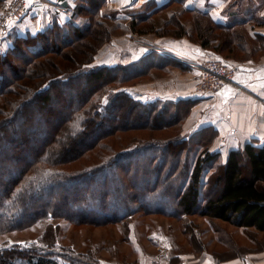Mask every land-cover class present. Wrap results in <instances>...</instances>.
Instances as JSON below:
<instances>
[{"label": "trees", "instance_id": "1", "mask_svg": "<svg viewBox=\"0 0 264 264\" xmlns=\"http://www.w3.org/2000/svg\"><path fill=\"white\" fill-rule=\"evenodd\" d=\"M83 2L77 0L67 24L56 21L39 34L18 35L8 52H0V234L38 222L44 226L40 236L27 243L1 242L0 264H102L97 254L101 245L87 244L80 249L61 244L60 225L53 222L55 218L72 223L112 222L127 244H131L136 224L131 218L139 212L164 213L179 220L199 215L264 234V143L252 140L231 149L226 161L208 173V166L220 152L203 146L193 150L188 144L190 138L178 133L171 139L143 138L140 132L150 127L149 120L168 115L169 119L158 123L159 128L174 126L188 114L196 98L143 101L126 89L115 91L109 83L128 86L126 83L142 75L144 69L184 65L162 54L158 62V54L152 51L127 64L93 65L98 50L111 41L113 31L103 9L107 0H85L90 6ZM180 2L183 0L152 5L149 16L131 19V29L174 37L188 34L192 41L228 62L256 57L264 51V35L257 36L261 45L249 47L246 30L238 28V22L217 21L198 7L183 5V11L193 15L190 27L179 13H172L161 23L151 18ZM77 18L84 19V27L76 24ZM51 52L57 55L48 56ZM20 58L26 63L16 67L13 62ZM141 61L149 65L139 73L135 67ZM1 65L9 66L8 70H2ZM181 104L190 107L180 116L177 111L183 109ZM128 105L130 111L137 109L145 115L138 113L139 120L123 123ZM26 123H34L36 128H26ZM130 128L139 134L132 141L127 137L122 141V133ZM151 131L155 130L148 131L149 135ZM200 133L204 135L200 140L207 146L218 130L206 125L191 134ZM136 154L146 158H137ZM190 156L192 162L188 161ZM166 169L160 190L161 173ZM112 174L119 179L123 192L110 189ZM138 180L144 184L142 190L138 189ZM155 192L163 199L160 206H154ZM127 202L131 203L129 209ZM118 207L121 209L114 213ZM158 236L160 240H152L153 244L166 245L162 233ZM259 243L264 249V239ZM201 247L205 248L204 244ZM116 255L123 258L122 264H128L127 253L117 251ZM151 257L152 264H183L177 252ZM134 264L143 263L136 259Z\"/></svg>", "mask_w": 264, "mask_h": 264}, {"label": "rangeland", "instance_id": "2", "mask_svg": "<svg viewBox=\"0 0 264 264\" xmlns=\"http://www.w3.org/2000/svg\"><path fill=\"white\" fill-rule=\"evenodd\" d=\"M19 0H3L0 2V52L3 54L8 52L9 48H12L14 41L18 35H26V34H39L41 31H45L47 28L49 29L51 26L55 25L54 22L58 21V23L63 22L59 20L57 14L54 11H57L56 13L59 14H67L71 13L74 11V6L71 4H67L69 7V12H63L61 10H57L53 5H51V0H45L42 3L40 2H35L33 0H24L26 2V5H29L30 2L33 1L34 3H37L38 5H35L34 12L38 11H43L45 9H51L52 19L51 22L48 24V26L41 28L40 30L34 31L33 29H29L28 31H21L20 25L23 20V18L27 15L29 10L26 12L24 16L21 17L19 20L15 21H9L8 19V14H5L6 11L11 7L15 6ZM58 1V0H56ZM182 1V0H181ZM245 3L243 5L241 3L237 4L235 7H228L227 12H235L236 16H233L229 21L233 20L234 18H237L238 20L236 21H231L229 22L227 20V23H234L238 22L237 27L242 28L244 27L246 30V39H247V44L250 46L253 45V48L255 46L261 45V42L258 40L257 36L259 33V28L256 27L258 25H264V0H244ZM215 2V0H213ZM85 4L89 3L84 2ZM185 3L183 2L180 3H174L170 5L168 8L157 12L151 16L153 20H156V22H163L166 18L170 17L172 13H179L180 18L182 21H184L188 27L191 26L192 21V14L188 12L183 11V5ZM34 5H31V8L34 7ZM154 4H149L144 7H132V8H126L123 11H126L125 13L127 14H134L136 13L137 18H142L145 16H149V13H151L152 8ZM76 6V4H75ZM104 13L106 12L108 16H105V19L113 31V37L111 41L105 43L97 52L104 47V48H110L111 50L114 48V40H118L120 37H117L119 35H122L121 38H125V41H130L132 44H136L139 46L146 47L148 49V52L152 51L158 54L157 61L159 62L160 55L162 54L159 52L158 48L163 47L167 52H170L172 54H175L177 56L183 57L189 61H192L193 63H197L196 65H190L188 63H185L176 57L170 56L165 54V56L173 58L180 63H182L184 66L181 65H173L169 66L168 68L163 67V68H158V67H151L149 69H144V73L136 78H133L132 81H129L126 83L128 86H124L123 83H117V82H110L109 84H113L115 86V91H118L119 89L127 90L131 92L136 98L147 101V100H161V103L167 102L169 100H176L171 99V98H151V95L147 97L144 95L143 91L140 90L139 87H144L146 86L147 83L150 82H159L160 84L164 83V79L169 77V75H174V72L177 73V76L180 78L181 82L184 83L185 89L189 90L191 89L192 85L196 92L198 93H192L190 96H184V98L192 97L196 98V101L194 102L193 105H191V108L188 110L186 104H181L180 106L183 107L182 110L178 109L177 114L180 116L182 115L181 112L186 109L184 112V115L188 114L181 120H179L174 126H167L166 128H159L158 123L165 119H169L170 117L167 115V117H161L159 120H153V121H148L147 123L150 125L149 128H142V131L140 132V135L143 136V138L148 139L152 137H161V138H169L171 139L172 137L176 136L177 133L183 134V136H188L190 139L188 141V144L192 145L193 150L196 148H208L210 151H218L215 150L216 147H214L215 142L217 137L219 136V133L213 134V137L211 138L209 144L207 146H204L203 143L206 141H201L200 139L204 137L198 136L197 134H191L195 133L197 131H200L202 127H198L196 129H193L194 126H197L195 124H198L196 122L195 118V110L199 107V104L202 99L200 95H206V94H213L212 92H204L200 91L197 88V84L199 81L200 77V70L198 64L203 63L204 61H207L209 59L213 58H220L219 56L216 55V57L211 56L207 58H192L189 56H185L182 54H177L171 50L168 51L167 48H165L166 43H168L169 40H174V39H187L189 42L197 44L196 41H192L189 37V35H185L182 37H174V36H168V35H159L156 34L154 31H150L148 33H138L134 32L131 29L130 26V20L129 18H116L114 13L109 12L108 10V3L103 6ZM54 10V11H53ZM182 12V13H180ZM210 13V11H208ZM212 15V13H210ZM213 16V15H212ZM115 17V18H114ZM72 20V19H71ZM75 20V19H74ZM128 20V21H127ZM19 22V23H18ZM76 24H80L82 27L85 25V21L83 18H77L75 20ZM244 23V25H243ZM67 24V23H63ZM8 26L10 29H7ZM52 28V27H51ZM7 29V30H6ZM51 30V29H50ZM49 31V30H48ZM63 34H67L66 32H63ZM71 34V33H70ZM4 35V37H1ZM263 35V34H262ZM253 38H251V37ZM116 37V38H115ZM153 39L155 41H150L149 39ZM127 42H123L122 46L127 45ZM60 43L61 40H60ZM157 44V46H156ZM161 46V47H158ZM116 49V48H115ZM31 54V57H33V54ZM96 54V56H97ZM264 54V51L259 52L256 57H249L247 59H258ZM28 55V53H27ZM56 54L49 53L48 56H56ZM164 55V54H163ZM95 56V58H96ZM140 59V58H139ZM246 59V60H247ZM223 60V59H222ZM245 60V59H244ZM243 61V60H241ZM8 62L12 63L13 60H8ZM96 61L93 62V65H104V64H97L95 63ZM235 62V60L233 61ZM238 63V61H236ZM240 62V61H239ZM16 67H21L24 63H26L25 60L23 59H16V62H13ZM121 62H118L116 64H121ZM127 64V63H123ZM7 65V64H6ZM108 65H115V64H108ZM149 63L146 61H141L138 63L137 68L138 72L141 73L142 69L145 68ZM9 66L1 65L2 70H8ZM240 68V64H239ZM238 68V70H239ZM148 70V71H147ZM173 70H175L173 72ZM147 71V72H146ZM173 72V73H172ZM238 72V71H237ZM237 74V73H236ZM235 74V76H236ZM79 79L81 80L82 77L80 76ZM234 80V79H233ZM107 84V83H106ZM120 86V87H119ZM189 86H191L189 88ZM105 84H102L101 88H104ZM100 88V89H101ZM192 88V89H193ZM191 89V90H192ZM99 92V91H98ZM96 94V93H95ZM195 96V97H194ZM181 98V97H179ZM108 101V96H106V100L104 101V105ZM208 103L204 102L203 107L207 109ZM131 109L126 107V116H123L122 122H128L129 119L137 121L139 120L137 118L138 113H141L145 115L146 112L144 111H139L137 109H134L133 111H130ZM173 112V110H172ZM20 116H18L17 120L19 119ZM130 122V121H129ZM111 124V122H110ZM26 128H32L35 127V124L32 123V125H28L27 123L24 124ZM206 126V125H205ZM16 127H13L14 129ZM36 128V127H35ZM156 128V129H155ZM130 131H127V133H122L121 136H123V140H126V137L128 138L127 141H129L134 135L139 134L138 131H134L133 128L128 129ZM150 130H155L151 131V135L148 134V131ZM199 134V135H200ZM208 134V133H207ZM177 135V136H178ZM193 135L192 137H190ZM211 136V135H208ZM132 141V139H131ZM137 142V141H136ZM199 142V143H198ZM199 146V147H198ZM243 146H240L238 148H241ZM218 158L213 162L211 166H208V173H211L214 171L218 166L219 163L225 162L227 155H228V150H220ZM189 154V153H188ZM148 155V154H146ZM137 158H146L144 155H135ZM189 162L193 161L192 156L189 157L188 159ZM217 166V167H216ZM168 169H166L164 172L161 173L160 177V190L162 189V184L163 180L165 179V174ZM1 173V169H0ZM13 173V171L11 172ZM153 176V175H151ZM4 177V176H3ZM110 179V184H111V190L116 191L119 190L120 193L121 191L123 192V187L119 181L118 178H115V174H112V178ZM127 181V180H126ZM132 181V180H131ZM135 182V180H133ZM153 178L151 177V182L152 183ZM137 186L139 190H142L144 184H142L141 180L137 181ZM154 199L155 203L154 206H160L159 204L162 203L163 199H159V194L154 193ZM165 200V199H164ZM126 208H131V203L127 202L126 203ZM121 207L115 208L113 212L119 211ZM186 219L179 220L174 216H170L167 214H162V213H143L139 212L135 217L131 218V221L133 223H136L135 226L133 227L131 231V244H127L126 241L124 240L122 234L120 233L119 229L113 224L112 222L110 223H105V224H92V223H72L67 221L66 219L63 218H55L53 219V222H57L60 226V243L63 245H73L74 247H78L80 249L87 248L88 245L90 246H95L98 247L99 245L102 246L99 251H97V254L101 257V263L102 264H122L123 258L119 257L116 255L117 251H123L127 253V256L125 258V262L128 264H134L136 263V259L139 262H142L143 264H152L153 262V257L151 255H160V254H174V252H177L182 260L184 255L190 256L193 258L195 255L201 256L203 255V258L205 257H210L215 260V262L221 261V260H232L238 257H245L248 255L252 254H257L264 252V249H261L263 246L262 244H256L260 242V240L264 239V234L259 233L254 229H248L244 230L243 228L237 227L229 222L219 220V219H208L199 215H188L185 216ZM184 217V218H185ZM43 223L38 222L36 225L28 228H23V229H17L11 232L3 233L0 234V243L1 242H17V243H27V241L34 240L35 238H38L40 236L41 232L43 231ZM158 233H162L164 236V241L166 242V245L161 244L160 246H156L153 244V241L156 242L157 240H160V237L158 236ZM153 240V241H152ZM197 241L196 243L194 241ZM199 240V241H198ZM116 241V242H115ZM115 243V244H114ZM201 243L204 244L205 248L201 247ZM117 245V246H116ZM111 246L112 250H107V247ZM201 247V248H200ZM174 248V250H173ZM115 249V251H113ZM100 252V253H98Z\"/></svg>", "mask_w": 264, "mask_h": 264}, {"label": "crops", "instance_id": "3", "mask_svg": "<svg viewBox=\"0 0 264 264\" xmlns=\"http://www.w3.org/2000/svg\"><path fill=\"white\" fill-rule=\"evenodd\" d=\"M63 4H71L75 7L77 0H58ZM169 0H107L109 12L114 13L116 18H131L137 17L136 13L127 14L123 11L126 8L144 7L149 4L157 6L164 5ZM185 5L190 7H198L206 11H210L217 21L227 22L235 12H227L228 7H235L237 4L245 3L244 0H183ZM33 1L30 2L29 12L23 18L20 25L21 31H34L40 30L48 26L53 18V14H57L61 23H67L71 20L72 14H61L57 11L51 13V9L34 12L35 5ZM31 5L34 7L31 8ZM234 18L231 21H236ZM128 21V20H127ZM229 21V22H231ZM19 23V22H18ZM259 28V33L264 35V25L256 26ZM7 29H10L8 26ZM6 29V30H7ZM114 40V48H102L95 58L97 64H116L118 62L129 63L141 58L148 52V49L143 46L132 44L130 41L121 38ZM1 37H4L2 35ZM116 38V37H115ZM150 41L153 39L147 38ZM123 42L127 45L122 46ZM157 46V44H156ZM161 47V46H158ZM116 48V49H115ZM163 48V47H161ZM165 48L177 54L187 55L192 58H207L213 56L214 53L202 47L199 43L195 44L189 42L187 39H174L166 43ZM163 55V54H162ZM240 68L234 77V80L226 83L220 90L213 94L200 95L205 100H201L199 107L195 110V118L198 124L193 129L202 127L203 125H213L218 130L219 136L216 139L214 147L215 150H228L236 149L244 146L247 142L257 140L264 143V54L258 59H245L238 61ZM175 70H173L174 72ZM172 72V73H173ZM191 86H189L190 88ZM144 95L151 98H179L190 96L196 92L193 85L191 89L186 90L184 83L181 82L177 73L169 75L164 79V83L150 82L147 83L145 88L139 87ZM194 91V92H193ZM192 96V95H191ZM195 97V96H194ZM208 103L207 109L203 107ZM183 264H264V252L248 255L245 257H238L232 260H221L215 262L210 257L203 258L201 256H183Z\"/></svg>", "mask_w": 264, "mask_h": 264}, {"label": "built area", "instance_id": "4", "mask_svg": "<svg viewBox=\"0 0 264 264\" xmlns=\"http://www.w3.org/2000/svg\"><path fill=\"white\" fill-rule=\"evenodd\" d=\"M35 2L42 3L45 0H33ZM51 5H53L57 10L63 12H69V7L67 4H63L60 1L51 0ZM28 11V5L24 0H19L15 6H11L5 14H8L9 21H15L21 19L22 16ZM159 52L162 54H167L177 59L188 63L190 65H196L183 57L177 56L170 52H167L164 48H158ZM200 70V77L197 84V88L200 91L215 93L220 90L226 83L233 81L235 74L238 71L239 63L228 62L219 58L209 59L201 64H198Z\"/></svg>", "mask_w": 264, "mask_h": 264}]
</instances>
